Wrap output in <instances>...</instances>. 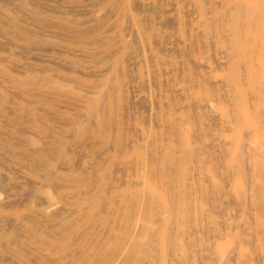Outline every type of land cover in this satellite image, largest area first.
Returning <instances> with one entry per match:
<instances>
[{
  "label": "rangeland",
  "instance_id": "rangeland-1",
  "mask_svg": "<svg viewBox=\"0 0 264 264\" xmlns=\"http://www.w3.org/2000/svg\"><path fill=\"white\" fill-rule=\"evenodd\" d=\"M250 1L0 0V264L264 262Z\"/></svg>",
  "mask_w": 264,
  "mask_h": 264
},
{
  "label": "bare ground",
  "instance_id": "bare-ground-1",
  "mask_svg": "<svg viewBox=\"0 0 264 264\" xmlns=\"http://www.w3.org/2000/svg\"><path fill=\"white\" fill-rule=\"evenodd\" d=\"M242 3V2H241ZM250 3H251V5H253V6H255V7H258L259 8V11L260 10H262V13H263V15H262V17L259 15V14H257V12L255 11V9H249L248 11H249V13L246 15L247 17H248V19H249V23H250V29L248 30V34H251L252 35V37L255 39V42L254 41H251V39H248V40H250L249 41V44H248V46H246V49H247V51L245 50V52H248V53H246V55H251V54H253L252 52H253V50H254V52H255V54H254V56H253V58H249V76H250V83H251V85L253 86V89L252 90H254V93L252 92V94H256V98L254 99L253 97H251V98H253V100H255L254 101V103H253V105H252V107H250V106H248V102L250 101H248L247 103H246V100H245V102L244 103H246L247 104V106L249 107V108H253V111H249V112H253L251 115L250 114H241V117H240V115L239 114H235V116H234V114H233V116H234V118H235V122H236V124H234V125H232V128L234 129V130H236V131H239V132H241L240 131V129L241 128H243V127H246L245 128V134L247 133V131H248V134H249V132H250V139H251V141L255 144V145H257L259 148L255 151V153L254 154H252V156H251V153H250V156H251V160H252V162L255 164V165H258L259 167H260V170L258 171V172H260V173H262V171H264V0H251L250 1ZM242 6H244V3H243V5ZM252 6V7H253ZM251 7V6H250ZM254 8V7H253ZM237 9V8H236ZM42 10V9H41ZM248 11H245V12H248ZM242 12L244 13V10H242ZM259 13V12H258ZM242 16V15H241ZM244 16V15H243ZM237 18H238V16H236ZM248 23V24H249ZM244 26V25H243ZM249 28V27H248ZM238 29H239V27H238ZM246 29V28H245ZM237 30V29H236ZM230 31H231V29H230ZM213 32V31H212ZM213 35V34H212ZM235 35V34H234ZM242 46V45H241ZM252 51V52H251ZM238 54V53H237ZM236 54V55H237ZM232 55V54H231ZM234 55V54H233ZM235 55V56H236ZM240 55V54H239ZM241 55H243V54H241ZM32 58V57H31ZM245 63V62H244ZM247 63V64H248ZM238 65V64H237ZM239 65H241V64H239ZM243 65V64H242ZM245 66V65H244ZM243 66V67H244ZM242 67V68H243ZM242 71V70H241ZM243 72V71H242ZM227 78V77H226ZM243 78V77H242ZM228 79H230V78H228ZM244 79L246 80V78L244 77ZM225 81V80H224ZM212 82V81H211ZM246 82V81H245ZM245 84H247V83H245ZM227 85V84H226ZM229 85V84H228ZM227 85V86H228ZM246 86V85H245ZM229 88L231 87V86H228ZM232 88H234V87H232ZM116 89H118V88H116ZM218 89V88H217ZM117 91V90H116ZM221 91V90H220ZM246 94L248 95V89H246ZM222 95V94H221ZM246 95V96H247ZM112 96V95H111ZM229 96H232L231 97V99H233L234 101H236V98L233 96V94L231 95V92H230V95ZM252 96V95H251ZM236 97H237V94H236ZM237 98H239V96L237 97ZM244 98V97H243ZM106 99V98H105ZM225 99H226V101H227V98L225 97ZM249 99H250V97H249ZM232 100V101H233ZM248 100V99H247ZM225 101V102H226ZM229 101V100H228ZM91 102V101H90ZM225 102H224V105H225ZM241 102V101H240ZM251 102V101H250ZM134 103V102H133ZM222 104V103H221ZM103 106V105H102ZM142 106V105H141ZM147 106V105H146ZM227 106H228V104H227ZM217 107H218V105H217ZM216 107V108H217ZM212 108V107H211ZM230 108V107H229ZM228 108V110H230ZM103 109V108H102ZM101 110V109H100ZM99 110V111H100ZM227 110V109H226ZM225 110V111H226ZM250 110V109H249ZM217 111H218V108H217ZM222 111V110H221ZM221 111H219L220 113H221ZM233 112V111H232ZM245 112H246V110H245ZM190 113V112H189ZM188 113V114H189ZM190 115V114H189ZM192 115V114H191ZM233 116H232V118H233ZM223 117V116H222ZM230 117H231V115H230ZM195 119V118H194ZM226 120V119H225ZM228 120V119H227ZM231 122H232V119H231ZM233 122H234V120H233ZM221 123V122H220ZM230 123V122H229ZM198 126V125H197ZM210 127H212V126H210ZM194 129V128H193ZM222 131V130H221ZM232 132V131H231ZM226 133V132H225ZM227 138H228V140H227V144H229V146L228 147H226L227 149V154H228V156H229V159L228 160H231V161H234V158H235V156H234V152H235V148L237 147V142H238V140H239V137H240V135L239 134H236V141L234 142V137H232L231 135H227L226 136ZM246 138V137H245ZM249 137H247V139H248ZM197 140V139H196ZM220 140V139H219ZM245 141H247L246 139H245ZM222 142V141H221ZM201 143V142H200ZM246 143V142H245ZM243 145H244V143H242ZM220 145V144H219ZM223 144H221V146H222ZM247 145V144H246ZM249 145V144H248ZM206 146V145H205ZM209 146V145H208ZM250 146V145H249ZM242 147V146H241ZM244 147V146H243ZM250 147H252V146H250ZM218 148H219V146H218ZM253 148V147H252ZM252 148H250V149H252ZM255 148H257V147H255ZM223 149V148H222ZM225 149V148H224ZM240 149V148H239ZM243 149V148H242ZM243 150H245V148L243 149ZM252 152V151H251ZM244 153H247L246 152V150H245V152ZM248 154V153H247ZM243 155V154H242ZM238 156H239V154H238ZM244 157H247V156H244ZM244 157H242V158H244ZM249 157V156H248ZM247 157V158H248ZM238 159H240V157H238ZM219 161V160H218ZM220 161H222V160H220ZM235 161H236V163H234V165H235V169H234V171H235V174H234V176L236 175V174H238L240 171H239V169H240V164H239V162L235 159ZM251 162V161H250ZM222 163V162H221ZM221 163H220V165H221ZM247 163V162H246ZM213 165H214V163H213ZM216 166H217V164H216ZM215 166V167H216ZM226 166L227 167H229V164H226ZM214 167V168H215ZM217 168V167H216ZM230 168H232V167H229V169ZM58 169V168H57ZM212 169V168H211ZM243 169H245L244 167H243ZM247 169V168H246ZM231 171H232V169H231ZM244 171H247V170H244ZM248 172V171H247ZM206 173V172H205ZM216 173V172H215ZM241 173V172H240ZM207 174V173H206ZM249 174V173H248ZM258 174V173H257ZM217 175V174H216ZM227 176V175H226ZM242 176H244V174L242 175ZM250 177V176H249ZM252 177V176H251ZM250 177V178H251ZM243 178V177H242ZM246 177L244 176V179H245ZM253 179H254V177H252ZM252 179V180H253ZM250 180V179H249ZM209 181V180H208ZM246 181V180H245ZM244 181V182H245ZM211 182V181H210ZM250 182H251V180H250ZM254 181H252V183H253ZM246 183V182H245ZM249 183V182H248ZM228 184V183H227ZM255 185H257V184H255ZM251 186V185H250ZM246 187H248L249 188V186H246ZM56 188V187H55ZM247 188V189H248ZM260 189H262L261 187H259ZM255 189V188H254ZM228 191V190H227ZM234 195V194H233ZM102 196V195H101ZM231 196V195H230ZM249 196V195H248ZM248 196H246V198L248 197ZM104 197H106V196H104ZM109 197V196H108ZM245 198V197H244ZM264 198V197H263ZM261 200V199H260ZM264 200V199H263ZM258 202H260V201H258ZM103 203V202H102ZM101 203V204H102ZM237 203V202H236ZM242 203V202H241ZM243 203H244V201H243ZM247 203V202H246ZM237 204H239V203H237ZM218 206V205H217ZM88 207V206H87ZM219 207V206H218ZM257 207V206H256ZM247 208V207H246ZM252 208V207H251ZM254 208V207H253ZM239 208H237V210H238ZM219 211V210H218ZM235 211H236V209H235ZM221 212V211H220ZM219 212V213H220ZM239 212V211H238ZM234 215H236L237 216V214H234ZM233 215V216H234ZM233 216H231V217H233ZM250 217V216H249ZM235 218V217H234ZM252 220V219H251ZM243 221H245V220H243ZM237 223V222H236ZM238 224V223H237ZM251 225V224H250ZM249 225V226H250ZM216 225H214V227H215ZM227 227V226H226ZM245 227V226H244ZM247 227V226H246ZM213 229V228H212ZM232 229V228H231ZM193 231V230H192ZM250 232H252V231H250ZM258 232V231H257ZM13 237V236H12ZM18 237V236H17ZM20 237V236H19ZM245 239V238H244ZM19 240V239H18ZM229 240V239H228ZM245 241H246V239H245ZM245 241H244V243H245ZM248 241H250V240H247V242ZM237 242V241H236ZM218 243V242H217ZM240 243V242H239ZM250 243V242H249ZM236 245H237V243H236ZM235 245V246H236ZM222 246V245H221ZM226 246V245H225ZM228 247V246H227ZM233 247V246H232ZM221 248V247H220ZM235 247H233L232 249H234ZM237 248V247H236ZM235 248V249H236ZM236 251V250H235ZM234 251V252H235ZM257 251V250H256ZM233 252V251H232ZM234 255V254H233ZM236 255H238V253L236 254ZM235 255V256H236ZM247 256V255H246ZM233 258V257H232ZM237 258V257H236ZM239 258V257H238ZM218 259V258H217ZM234 259V258H233ZM245 259H250L249 258V256L246 258H244V261H245ZM240 260V259H239ZM246 260V261H247ZM255 260V259H254ZM243 261V262H244ZM243 262H242V264H243ZM264 263V262H263ZM262 263V264H263ZM245 264V263H244Z\"/></svg>",
  "mask_w": 264,
  "mask_h": 264
}]
</instances>
